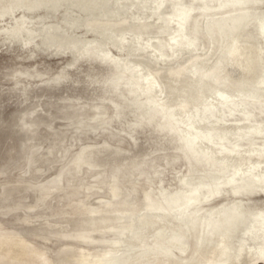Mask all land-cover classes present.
Instances as JSON below:
<instances>
[{
    "label": "water",
    "instance_id": "95a60500",
    "mask_svg": "<svg viewBox=\"0 0 264 264\" xmlns=\"http://www.w3.org/2000/svg\"><path fill=\"white\" fill-rule=\"evenodd\" d=\"M0 264H264V0H0Z\"/></svg>",
    "mask_w": 264,
    "mask_h": 264
}]
</instances>
